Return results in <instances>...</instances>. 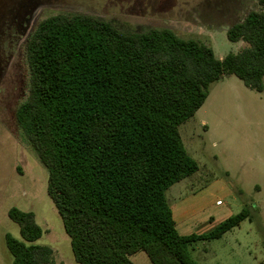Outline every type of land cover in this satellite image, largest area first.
Segmentation results:
<instances>
[{
  "label": "trees",
  "instance_id": "16d2710c",
  "mask_svg": "<svg viewBox=\"0 0 264 264\" xmlns=\"http://www.w3.org/2000/svg\"><path fill=\"white\" fill-rule=\"evenodd\" d=\"M226 31L237 52L217 58L210 45L170 28L125 32L87 14L40 21L27 43L29 93L15 112L47 169L46 192L79 264H197L189 247L220 238L248 216L242 209L205 234L177 232L165 191L193 174L178 127L208 88L235 75L264 88V0ZM19 237L5 233L12 264H54L32 211L10 207Z\"/></svg>",
  "mask_w": 264,
  "mask_h": 264
},
{
  "label": "rangeland",
  "instance_id": "374dc122",
  "mask_svg": "<svg viewBox=\"0 0 264 264\" xmlns=\"http://www.w3.org/2000/svg\"><path fill=\"white\" fill-rule=\"evenodd\" d=\"M258 0H0V264H12L5 233L19 237L10 207L32 211L53 250L54 264L74 260L61 218L46 192L47 169L19 127L15 112L29 93L27 43L37 24L55 14H87L129 32L172 29L212 47L217 58L237 52L226 31ZM264 85V79H263ZM178 131L197 170L172 184L165 197L179 234H205L242 209L248 216L220 238L197 240V264H264V88L235 75L210 84L208 96ZM134 264H152L143 251Z\"/></svg>",
  "mask_w": 264,
  "mask_h": 264
},
{
  "label": "crops",
  "instance_id": "0c3cea01",
  "mask_svg": "<svg viewBox=\"0 0 264 264\" xmlns=\"http://www.w3.org/2000/svg\"><path fill=\"white\" fill-rule=\"evenodd\" d=\"M176 223V222H175Z\"/></svg>",
  "mask_w": 264,
  "mask_h": 264
}]
</instances>
